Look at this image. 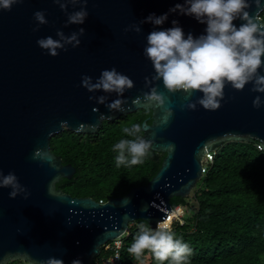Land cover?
<instances>
[{"label": "water", "instance_id": "1", "mask_svg": "<svg viewBox=\"0 0 264 264\" xmlns=\"http://www.w3.org/2000/svg\"><path fill=\"white\" fill-rule=\"evenodd\" d=\"M177 2L182 0H88L89 14L82 25H65L67 15L53 0H19L10 10L0 9V170L15 172L29 193L10 198V188L0 187V264H59L57 259L93 264L102 247L121 238L132 223L144 220L154 228L173 209V197H189L203 178L207 151L230 141L252 142L264 150V104H252L264 93L251 91L250 83L241 90L226 85L220 107L207 110L199 104L195 109L182 107L187 103L184 93L169 92L161 81L152 80L154 69L143 48L154 26L145 22L136 32L131 25ZM79 7L67 4L69 12ZM41 9L48 22L33 31L38 23L33 13ZM248 11L264 26V0L259 5L251 0ZM173 19L194 36L205 27L175 12L155 27H171ZM241 22L233 21L237 26ZM79 27L85 28L81 43L58 50L56 56L36 43L39 37L56 38L57 29L68 35ZM112 66L134 81L122 94L121 110L89 99L103 94L111 101L115 92H89L81 84L83 74L94 82L101 69ZM153 88L164 94L165 105L148 99ZM199 95L194 91L188 99ZM166 107L173 109L167 119ZM141 108L151 112L152 121L148 117L142 122L143 136L152 141L150 150L165 153L146 184L103 203L57 187L61 178H72L76 168L52 152L54 135L64 129L93 133L103 121Z\"/></svg>", "mask_w": 264, "mask_h": 264}, {"label": "clouds", "instance_id": "2", "mask_svg": "<svg viewBox=\"0 0 264 264\" xmlns=\"http://www.w3.org/2000/svg\"><path fill=\"white\" fill-rule=\"evenodd\" d=\"M17 2L19 0H0V9L10 10ZM53 2L65 11L67 15L65 25L73 23L82 25L89 14L86 8L88 0H53ZM250 2L251 0H182L166 12L159 15L154 12L149 13L140 20L139 24L131 25L136 32L141 31L140 25L145 22H150L154 26L146 35V44L143 48V55L151 61L154 69L152 80L161 81L169 92L184 93L187 103L182 107L188 109H195L199 104L204 109L216 110L225 96L226 85L241 90L250 83L251 91L264 93V61H262L264 26L259 25L255 17L249 14ZM69 3H79L80 7L69 12L67 9ZM255 3L259 5L261 0H255ZM173 12L191 16L197 22L204 24L203 32L195 36L192 32L185 33L176 19L171 21V27H155L163 25L169 13ZM33 16L38 22L33 31L48 22L45 10H36ZM235 20L242 22L237 26L233 23ZM84 32V27H79L68 35L57 29L56 38L51 35L39 37L36 43L46 50L47 54L56 56L59 54L58 50L66 51L68 45L78 46L81 43L79 37ZM81 84L89 92L96 90H102L104 93L115 92L116 98L111 101L103 94L89 96V99H95L97 103H106L110 110H121L122 94L126 89L134 86V81L112 66L101 69L94 82L93 77L83 74ZM194 91H199L202 95L197 96L195 100L188 99ZM148 99L154 100L158 105H165V96L157 88L152 89ZM252 104L259 108L264 104V98L256 95ZM172 111L171 107L165 108L167 113L165 119L171 116ZM122 131L127 138H121L112 145V150L116 153L114 157L116 166L142 163L143 158L149 153L151 139H145L141 134L140 123L125 126ZM259 148L262 149L261 146ZM0 187L10 188L8 192L10 198H15L18 193H24L25 198L29 195L13 171L4 174L0 170ZM49 190H53L52 186ZM179 211L177 209V213L174 214H178ZM137 228L138 233L128 247V252L134 258L140 260L145 250H148L159 264H164L165 261L168 264H186L192 249L187 242L175 236L167 220L157 222L154 228L144 223L138 224ZM57 260L59 264H63L62 260ZM72 264H82V262L74 259Z\"/></svg>", "mask_w": 264, "mask_h": 264}, {"label": "trees", "instance_id": "3", "mask_svg": "<svg viewBox=\"0 0 264 264\" xmlns=\"http://www.w3.org/2000/svg\"><path fill=\"white\" fill-rule=\"evenodd\" d=\"M260 16L264 18V11ZM148 117L151 122V112L141 108L103 121L93 133L64 129L54 135L52 152L76 168L72 178H61L57 187L73 196L106 201L146 184L159 170L165 153L149 150L142 163L117 167L112 145L127 138L123 127L132 123L142 126ZM197 186L193 196L197 208H189L192 198L171 199L173 207L182 205L191 212L184 223L171 225L175 236L192 249L186 264H264V150L248 141L225 143ZM140 223L150 226L137 220L121 238V264H159L148 250L140 260L128 252ZM111 252L104 245L95 259ZM8 264L27 263L19 260Z\"/></svg>", "mask_w": 264, "mask_h": 264}, {"label": "built area", "instance_id": "4", "mask_svg": "<svg viewBox=\"0 0 264 264\" xmlns=\"http://www.w3.org/2000/svg\"><path fill=\"white\" fill-rule=\"evenodd\" d=\"M258 147L260 146L258 145ZM217 152H218L217 150H213V151H207L205 153L203 157V168H202L203 176H205L209 172L211 165L214 163ZM101 201L104 202V200H100V202ZM178 207H181L182 210H184L185 208L182 205H178L174 207L170 212H168L167 218H170L171 212L177 211V209H179ZM178 216H181V214L177 215L176 217L170 220V227L175 219H179ZM179 220L181 221V219ZM121 245H122V240H120V238L111 241V243L109 242V244H106L105 245L106 250H111L112 252L107 257L99 258L97 260L95 259L93 264H121V258H120Z\"/></svg>", "mask_w": 264, "mask_h": 264}, {"label": "rangeland", "instance_id": "5", "mask_svg": "<svg viewBox=\"0 0 264 264\" xmlns=\"http://www.w3.org/2000/svg\"><path fill=\"white\" fill-rule=\"evenodd\" d=\"M198 190V186H196L193 190H192V192H191V194H190V196L188 197L189 199H191V200H189V208L190 207H192V208H197V201H195L194 199H193V196H194V194L196 193V191ZM187 198V197H186ZM184 212L181 214V216H178L179 217V219H181V221L179 220V219H175L174 220V222H180V223H184L185 221H186V219L189 217V216H191V212H188V209L186 210V208H184V210H183ZM133 224V223H132ZM170 224V223H169ZM128 233V232H127ZM126 233V234H127ZM126 234H124L122 237H124ZM121 237V238H122ZM121 238H120V240H121ZM28 264V263H27Z\"/></svg>", "mask_w": 264, "mask_h": 264}, {"label": "bare ground", "instance_id": "6", "mask_svg": "<svg viewBox=\"0 0 264 264\" xmlns=\"http://www.w3.org/2000/svg\"><path fill=\"white\" fill-rule=\"evenodd\" d=\"M178 208H179V210H180L178 214H174V213H177V211H175V212H171V214H170V218H166V219H165V220H167L168 223H170V220H171V219H173V218L176 217L177 215L183 213L182 208H181V207H178ZM163 221H164V220H163Z\"/></svg>", "mask_w": 264, "mask_h": 264}]
</instances>
